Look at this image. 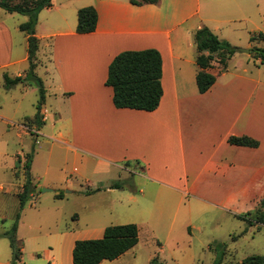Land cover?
Here are the masks:
<instances>
[{
  "label": "crops",
  "instance_id": "1",
  "mask_svg": "<svg viewBox=\"0 0 264 264\" xmlns=\"http://www.w3.org/2000/svg\"><path fill=\"white\" fill-rule=\"evenodd\" d=\"M88 6L97 12L95 31L78 34L77 11ZM44 12L58 22L48 33L38 31V23L35 25L39 46L34 72L37 75L42 68L41 77L37 76L45 89L42 124L48 121L45 114L63 115L47 131V125L42 130L32 120L35 111L20 125L24 133L35 131L62 144L75 159H83L82 173L90 164L95 172L129 170L122 162H131L136 176L158 185L156 198L175 199L174 215L189 204L186 210L190 215L207 212L216 219L236 221L242 228L240 237L253 227L264 230V224L250 218L264 200V68L260 67H264V59L250 63L248 55L239 49L250 47V43H236L228 34L217 35L223 24L244 23V33L251 32L249 41L259 38V33L264 34L263 25L257 24L263 19L264 0H159L143 5L130 0H51V6L39 12L37 21ZM15 14L0 8V70L13 68L16 73L10 78L24 77L28 69L22 68L28 64L27 36L19 29L28 17L19 19ZM9 21L14 22L13 32ZM203 27L236 47L239 54L234 53L225 68L213 63L207 71L215 76V82L200 94L194 34ZM15 33H21V42H14ZM47 38L52 42L44 44L46 50L39 59L40 43ZM145 49H156L162 59L160 103L153 111L116 108L113 90L105 84L108 66L121 52ZM20 84L25 94L36 90L30 82ZM18 100L10 97L12 103ZM7 101L0 96V111ZM63 121L65 131L55 134L56 122ZM230 137H248L258 146L231 144ZM39 154L49 157L50 151L36 149L31 153L29 174ZM47 175L48 165L36 178L42 182L38 187L48 185ZM24 182L25 178L15 193L17 241L27 205L20 211L18 194ZM138 192L143 193L142 189ZM130 199L135 196L130 195ZM104 229L98 230L101 237ZM4 233L0 239L6 237ZM236 237L229 235L230 240ZM258 254L264 256V252ZM53 258L51 264H56ZM0 264H10V260L0 254Z\"/></svg>",
  "mask_w": 264,
  "mask_h": 264
},
{
  "label": "rangeland",
  "instance_id": "2",
  "mask_svg": "<svg viewBox=\"0 0 264 264\" xmlns=\"http://www.w3.org/2000/svg\"><path fill=\"white\" fill-rule=\"evenodd\" d=\"M66 8L70 9L69 6ZM14 16L19 19L25 17L20 14ZM57 22L44 12L37 21L38 31L48 33V29ZM13 24L9 21L11 29ZM257 24L263 25L261 31L264 33V14ZM244 27V23L223 24L217 35L228 34L236 43H250V47L239 49L248 50L244 53L253 63L258 58L262 59L260 52L264 49V40L257 38L250 42L251 32L244 33ZM14 38L15 43L21 42V33H15ZM46 42L51 44L52 39L41 41L39 59L41 52L46 50ZM235 54L239 53L236 51ZM28 65L24 63L22 68ZM41 69L37 70L38 76ZM13 73H16L13 68L0 70V96L8 100L0 111V237L15 220L18 205L15 193L24 178L25 181L29 178L36 189L22 212L17 237V245L22 248L20 261L23 264H51V257L56 264H72L75 241L98 239L101 237L99 229L124 224L138 227V242L117 259L104 261V264H214L220 251L214 250L216 243L226 245L221 264H245L240 262L245 257L264 252V230L257 231L253 227L240 237L238 233L242 228H238L236 221L226 217L216 219L207 212L199 215L192 212L193 215H190L186 210L189 204L174 215L175 199L156 198L158 185L136 176L134 164L129 161L122 162L125 167H130L129 170L111 168L95 172L94 165L90 164L89 169L82 173L85 169L81 165L83 159H75L62 144L35 131L24 133L20 125L26 117L33 116L40 96L33 82L30 85L35 91L25 94L20 83L11 92L8 91L4 76L12 77ZM12 96L19 99L17 103L10 102ZM45 115L48 121L39 129L43 130L47 125L46 130L49 131L52 123L63 114ZM65 124L66 121L56 122L53 132H64ZM36 149L48 150L50 155L39 154L34 161L33 173L30 170L29 174L24 167L26 155L30 156ZM47 165L46 181L53 188H46L48 185L38 187L42 182L36 180ZM114 183H119L120 187L112 188ZM43 188L50 191L43 192ZM139 189H142V194H139ZM130 195L135 199H130ZM230 234L238 237L230 240ZM0 254L10 260V264L20 263L14 260L7 237L0 239Z\"/></svg>",
  "mask_w": 264,
  "mask_h": 264
},
{
  "label": "trees",
  "instance_id": "3",
  "mask_svg": "<svg viewBox=\"0 0 264 264\" xmlns=\"http://www.w3.org/2000/svg\"><path fill=\"white\" fill-rule=\"evenodd\" d=\"M134 5L155 4L159 0H130ZM51 6V0H0V8L8 13L25 15L28 20L19 25L20 31L27 36L28 69L24 77L10 78L4 76V83L10 89L18 83L33 82L39 91V101L36 104V113L32 120L39 126L42 124L41 107L45 100V89L41 79L36 76V53L38 39L35 36V25L40 11ZM97 12L93 6L83 7L77 11L78 34H87L95 31L97 24ZM260 39L264 40V34L259 33ZM254 38L251 37V41ZM194 42L197 50L196 64L199 71L196 75V85L200 94L205 93L215 82V76L207 70L212 68L213 63L225 68L227 61L237 51V48L229 42L219 39L207 27L198 29L194 34ZM264 59V49L260 52ZM162 59L156 49L139 51H124L116 55L108 66L105 84L112 88V101L116 108H129L135 110L153 111L162 97ZM31 121V120H30ZM28 120L25 121L28 124ZM228 142L239 146L257 147L258 143L248 137H230ZM30 156H27L25 168L28 173ZM119 183H114L112 188H119ZM34 192V186L29 178L26 179L22 191L18 194L20 211L28 202ZM60 197V195H58ZM264 200L260 207L250 218L264 224ZM244 218L245 216H237ZM19 213L16 216L11 229L4 233L10 241L14 260L20 258V247L16 239V230ZM138 242V227L135 224L109 225L105 227L103 236L99 239L77 240L72 250V264H101L103 261H112L133 248ZM224 246L216 243L214 250H220L214 264H221ZM222 250V251H221ZM154 262V261H153ZM245 264H264V256L253 255L247 257ZM238 264V263H237Z\"/></svg>",
  "mask_w": 264,
  "mask_h": 264
},
{
  "label": "water",
  "instance_id": "4",
  "mask_svg": "<svg viewBox=\"0 0 264 264\" xmlns=\"http://www.w3.org/2000/svg\"><path fill=\"white\" fill-rule=\"evenodd\" d=\"M240 51H246V52H248V50H243V49H240ZM42 191H43V192H46V191H50V189L43 188Z\"/></svg>",
  "mask_w": 264,
  "mask_h": 264
},
{
  "label": "built area",
  "instance_id": "5",
  "mask_svg": "<svg viewBox=\"0 0 264 264\" xmlns=\"http://www.w3.org/2000/svg\"><path fill=\"white\" fill-rule=\"evenodd\" d=\"M36 134H38V132H36Z\"/></svg>",
  "mask_w": 264,
  "mask_h": 264
}]
</instances>
